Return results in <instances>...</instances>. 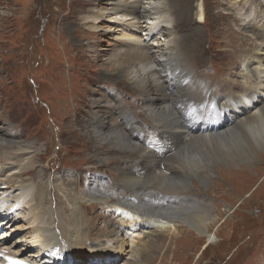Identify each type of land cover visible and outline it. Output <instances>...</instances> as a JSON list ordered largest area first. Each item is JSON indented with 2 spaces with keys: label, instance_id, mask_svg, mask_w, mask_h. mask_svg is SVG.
Here are the masks:
<instances>
[{
  "label": "rangeland",
  "instance_id": "374dc122",
  "mask_svg": "<svg viewBox=\"0 0 264 264\" xmlns=\"http://www.w3.org/2000/svg\"><path fill=\"white\" fill-rule=\"evenodd\" d=\"M171 1H168L170 9ZM193 1L190 15L197 26L185 29L183 34H192L194 44L203 43L200 52H184L190 72L185 80L171 76L174 83L172 96H183L182 90L191 77L207 85H218L221 92H227L229 81L235 79L240 82H234L235 93L244 99L245 95L240 94L244 86L264 83V41L257 37L258 33L264 32V0H239L244 4L240 11L233 10V4L237 5L238 1L206 0L202 20H198L194 14L199 2ZM113 2H121L122 5L139 2L147 9L157 4L154 0H0V252L6 251L27 264H35V258L31 255L38 254L40 241L55 236L50 245L56 241L60 256L64 258L68 255L69 263H76L73 254H83L77 264H264L263 147L258 148L251 162L245 159L235 165L230 161L214 165L208 186L205 181V185L200 182V177H193L200 196L215 203L216 221L210 232L219 235L217 242H208L206 237L180 218L173 221L161 218L163 223L153 226L140 221L135 229H130L127 224L117 229L119 243L111 242L116 235L103 232L110 226L101 217L108 216L110 222H119L121 215H117L114 205H96L95 200L87 202L92 203L91 208L85 209L83 205L87 203L82 204L88 228H97L93 235H87L90 239L85 236L84 241L80 242L79 238L77 242L61 239V233L56 228L60 222L56 217L65 221L63 206L67 208L66 215L72 214L76 206L85 203L79 200L75 191L87 186L95 174L104 175L102 172L106 171L108 175L118 177L119 163L123 161L116 157L107 159L106 165L94 164L97 163L92 154L95 145L85 128V122L93 111L92 98H98L101 108L116 110L111 101V91L118 88L112 81L102 79V73L110 70L108 61L121 46L128 48L138 44L162 47L167 42L159 29L163 25L175 24V31L179 35L182 32L176 30L178 21L175 15L172 21L166 23L159 18L140 22L133 16L123 15V11L111 9ZM191 2L182 0V8L187 9ZM215 2L220 3L219 8ZM228 9L236 13L237 20L233 23L218 16V12L226 13ZM171 10L174 13L175 10ZM246 24L251 26V32H245ZM199 29L203 31L201 40L195 34ZM226 29L230 32L242 31L246 35L248 41L245 49L251 46L255 48V53L261 57V65L254 64L252 57L241 59L235 72L244 68L243 75L238 72L232 76L230 72L224 75L226 71L223 68L230 65L223 59L226 49H229L225 44ZM237 56H241V53ZM242 58H246L245 55ZM233 60H237V57H233ZM195 62L204 63L205 69L201 70L207 71L204 77L195 73ZM117 80L123 83H120L123 88L119 91V100L128 104L134 99L146 101L141 95L145 93L137 91L124 79ZM256 92L255 99L264 97L262 86H258ZM127 94L129 99L125 102ZM135 107L131 106L133 110ZM141 108L145 107L135 109L145 116ZM239 110L244 111L243 106ZM256 110L257 107H252L250 112L255 113ZM118 114H114L116 123L123 124L124 131L134 138L132 127L119 120ZM148 115L145 117L150 118ZM58 137L61 142L57 141ZM15 141L21 144L15 146ZM21 147L26 150L23 160L21 158L17 162L11 155L3 158L5 153H16L15 150H21ZM122 152L125 150L122 149ZM33 157L34 162L30 166L33 170L20 175L18 168ZM42 184L46 186L45 199L38 204L37 194L42 193L43 189L39 187ZM52 185L56 190L53 195ZM55 198L61 203H57ZM43 209L51 220L36 217L43 215ZM100 220L102 225L99 224ZM38 229L42 230V235ZM83 231L72 228L67 233L68 238L76 232L81 235ZM113 232L115 234L114 229ZM85 239L99 254L85 253ZM109 246H112L110 250L107 249ZM108 251L112 254L105 256ZM255 257L257 261H254Z\"/></svg>",
  "mask_w": 264,
  "mask_h": 264
},
{
  "label": "bare ground",
  "instance_id": "6f19581e",
  "mask_svg": "<svg viewBox=\"0 0 264 264\" xmlns=\"http://www.w3.org/2000/svg\"><path fill=\"white\" fill-rule=\"evenodd\" d=\"M154 1L157 4L151 7V9L140 6L139 2L126 5H122L121 2H113V6L111 7L115 11H123V15L137 18L140 22L159 18L166 23L172 21L176 16L178 21H176V30L182 32L179 35V32L175 31V24L173 26H167V24L166 26L160 25L159 29H161V32L166 37L165 39H167V42L162 47L159 45L138 44L128 48L121 46L118 48L115 56L108 61L110 70L105 72V74L102 73L104 78H101L112 81L118 88L117 90L114 88L111 91V101L116 106V110L107 111L101 108L98 98H92L93 111H91V117L85 122V128L94 141L95 150L92 154L94 155V160L97 162L94 164L106 165L105 161L107 159L110 160L116 157L122 158L123 161L119 163L118 177L108 175L106 171L102 172L104 175L95 174L87 186L75 191L78 194L79 200L85 201V203L76 206L72 214L66 215L67 208L63 206L64 215L62 213V216H64L63 219L65 221L61 220L59 216L56 217V220L61 224V227L60 224H57L56 228L61 233V239L64 238L62 240L77 242V238H79L80 242L84 241V236L93 235L94 230L97 228H88L89 223L86 222L84 216L86 212L82 209V204L95 200L96 205H114L118 213L117 215H121L119 222L116 220L110 222L107 219L108 216L104 214L105 218L101 217L110 226L103 232H111L112 235H116L110 240L111 242L119 243V237L117 236L119 235L118 228L121 229L128 224L130 225V229H135L140 225V221H143L147 226H153L155 223H163L161 218L172 221L178 218L183 219L202 236L206 237L208 242H217L219 235L216 232H210L212 224L216 221L214 214L215 203H212L208 198L200 196L195 189L193 177H200V182L204 184L205 181V184L208 186L210 177L213 174L214 165L228 161L235 165L242 163L245 159L251 162L253 156L256 157L258 148H264V101L262 100L264 97L259 94L262 98L260 100L255 99L257 94L256 88L258 86L264 88V83L256 82L253 84L251 82L253 85L246 87L241 84L244 88L240 94L245 95L244 99H241L235 93L236 85L234 82L237 81L235 79L229 81L230 88L227 92H221L218 85H207L197 78L192 80L190 77L182 90L183 96H172V84L174 83L171 81V76H177L185 80V76L190 72L187 66L188 63H186V59L184 58V52L186 50L190 53L200 52L201 50L199 49H201L203 42L194 44L192 42V34H183L185 29H194L197 26L190 15L193 0H191L192 2L187 9L182 8V0H170L175 14L172 12V8L170 9L169 7L170 2L168 5L169 0ZM233 1H238L237 5L233 4V10L240 11L244 8V4L242 5L239 0ZM198 2L197 11L194 14L197 15L198 20H202L205 14L206 0H198ZM215 4L218 8L220 7V3L215 2ZM193 8L195 9V7ZM218 16L231 23L237 20L236 13L229 11V9L226 13L223 11L218 12ZM244 27L245 32H251L249 24L244 25ZM224 33L227 35L225 44L229 49H226L223 54L225 58L223 59L227 60V63L230 64L223 68L226 71L224 75H227V72L231 73L230 76L237 72L241 75L244 68L239 70L240 72H235V68L239 66L237 64H240L241 59L244 60L252 57L254 64L261 65V57L255 53V48L251 46L245 49V43L248 39H246V35L242 31L232 30L230 32L229 29H226ZM195 34L199 36L200 40L203 38L202 29H199V32ZM257 37L259 39L263 38L261 41H264V32L258 33ZM194 48L196 49L194 50ZM238 53H241V56L238 57ZM243 55L246 58H242ZM235 56L237 60L234 61L233 57ZM193 65L196 68H194L196 74L203 75V77L206 75V70L205 72L201 71L205 69L203 62H195ZM117 79H124L126 82L131 83L136 90L138 89L137 91L145 93L141 95H143L146 101L142 102L141 100L134 99L133 102H129L128 104L122 102V99V101L119 100L118 95L121 88H123L121 86L123 83ZM110 84L112 85V83ZM238 91L241 92V90ZM127 99H129L128 94L124 98V101L127 102ZM135 105L136 107H145L141 109L147 115L149 114L150 118H146V114L143 116L142 113L137 112L136 107L133 110L131 106ZM223 106L226 107L221 109ZM242 106L244 111L239 110ZM252 107H257L255 113L250 112ZM114 114H118L119 120H122L127 126L132 127L134 138H131L124 131L125 127L123 124L116 123L114 119L116 115ZM57 135L60 136V134ZM1 137L0 135V140L2 139ZM60 137L57 140L59 142H61ZM15 143V146L21 144L16 141ZM122 149L125 152H122ZM15 151L16 153H5L3 158H8L11 155L17 162L21 158L23 160L22 156L26 150L22 148ZM178 151L182 152L181 159L179 157L180 153L177 154ZM33 162L34 157L29 159L25 164H22L18 168L20 175L25 172L28 174L32 171L33 169H30V166ZM36 181L37 179H35ZM78 186L77 184L76 187ZM39 187L43 190L42 193L37 194L39 199L38 204H42V201L45 199L43 195L46 192V186L42 184ZM55 192V186L52 185V195ZM53 201L55 202V200ZM57 203L61 202L57 200ZM57 203L55 202V204ZM91 205L92 203H87L83 207L85 209L91 208ZM41 213L43 215L38 214L36 217L42 220L47 219V221L52 219L51 216L46 217L45 209ZM217 215L219 214L217 213ZM70 223H72L71 226ZM99 224L102 225L101 220ZM76 227L84 230L83 235H79V232H76L68 238L67 233ZM38 231H41V235L43 234L42 230L38 229ZM53 239H55V236L49 240L43 239L40 241L41 243L38 246H41V249L38 254L31 255V257L35 258L33 263L77 264L81 261L78 258L83 254H80V256L73 254L76 263H69L70 257L68 255L62 258L58 247L56 248L57 242L54 241L55 244L50 245ZM88 239L90 238L88 237ZM83 247L85 253H97L93 250V247L87 244L86 239ZM111 248L112 246H109L107 249L110 250ZM167 248L169 249V245ZM239 251H241V248ZM2 253L3 255H0L1 264L10 263L6 257L20 260L19 257L11 255L6 251ZM109 254L112 253L108 251L104 255L108 256ZM256 258H254V261H257Z\"/></svg>",
  "mask_w": 264,
  "mask_h": 264
},
{
  "label": "snow or ice",
  "instance_id": "6c2138e0",
  "mask_svg": "<svg viewBox=\"0 0 264 264\" xmlns=\"http://www.w3.org/2000/svg\"><path fill=\"white\" fill-rule=\"evenodd\" d=\"M0 255H3V253L0 252ZM6 258L9 260L10 264H25L23 260L13 259L11 257H6Z\"/></svg>",
  "mask_w": 264,
  "mask_h": 264
}]
</instances>
